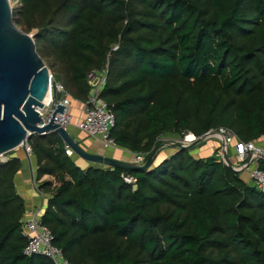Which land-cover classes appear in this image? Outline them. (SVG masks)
Masks as SVG:
<instances>
[{
  "label": "trees",
  "instance_id": "1",
  "mask_svg": "<svg viewBox=\"0 0 264 264\" xmlns=\"http://www.w3.org/2000/svg\"><path fill=\"white\" fill-rule=\"evenodd\" d=\"M15 1L13 22L36 30L37 54L72 98L85 102L88 76L104 72L117 146L151 154L162 133L263 134L264 0ZM27 143L37 181H55L42 221L70 262L264 264V192L219 159L177 149L144 170L82 169L57 135ZM18 168L0 164V264H52L23 255Z\"/></svg>",
  "mask_w": 264,
  "mask_h": 264
},
{
  "label": "built area",
  "instance_id": "2",
  "mask_svg": "<svg viewBox=\"0 0 264 264\" xmlns=\"http://www.w3.org/2000/svg\"><path fill=\"white\" fill-rule=\"evenodd\" d=\"M105 80L104 72L88 76V85L91 90L86 101L81 104L82 118L74 122L70 113L72 96L61 82L53 81L50 77L48 96L43 100L42 108L36 110L40 116L38 127L43 128L53 123L58 128L68 131L69 127L74 125L78 131L88 137L101 139L105 148L116 147L114 139L110 136V131L115 124V116L100 96ZM56 94L59 95V99L56 98ZM58 106L63 107V111L54 114ZM203 138L205 140L212 138L217 141L219 161L233 172L246 175L254 188L264 192V170L259 167L261 163H264V132L259 141H243L231 129L218 127L209 130ZM22 148L30 157L32 152L28 143ZM64 153L68 157L73 155L68 146L64 147ZM149 155L150 153L135 152L132 164L144 165ZM123 181L129 185H134L136 182L131 176H124ZM35 190L38 188L35 187ZM43 212L42 207H36L26 213L21 229L25 241L23 255L44 256L52 264H75L65 257L61 248L53 244V234L42 221Z\"/></svg>",
  "mask_w": 264,
  "mask_h": 264
},
{
  "label": "water",
  "instance_id": "3",
  "mask_svg": "<svg viewBox=\"0 0 264 264\" xmlns=\"http://www.w3.org/2000/svg\"><path fill=\"white\" fill-rule=\"evenodd\" d=\"M12 13L9 0H0V156L24 146L34 135L44 137L54 134L73 154L90 165L98 163L123 170H144L153 166L159 147L151 152L144 165L135 166L86 153L67 131L53 123L38 127L40 116L36 110L42 108L49 90V70L37 54L33 38L21 32L13 22ZM56 98L59 99L58 94ZM62 111L63 107L58 106L54 114ZM203 139L189 146H173L187 150Z\"/></svg>",
  "mask_w": 264,
  "mask_h": 264
},
{
  "label": "crops",
  "instance_id": "4",
  "mask_svg": "<svg viewBox=\"0 0 264 264\" xmlns=\"http://www.w3.org/2000/svg\"><path fill=\"white\" fill-rule=\"evenodd\" d=\"M72 104L70 108V113L73 116L74 122H77L82 118L81 112V104L83 103L80 100L72 98ZM69 136L73 139L74 142L78 144V146L88 154L100 156L104 158H109L114 161L123 163V164H131L135 155V152H131L125 148L116 146L111 148H105L101 139L98 138H90L86 134L78 131L74 125L69 127L68 129ZM261 136L256 140L259 141ZM61 140V139H60ZM63 147L66 145L61 141ZM218 147V142L216 143H205L200 145L196 149L189 150V154L194 158H208L215 157V149ZM22 149L23 153L14 154L12 157L17 159L19 162V168L14 177V186L16 188L17 193L23 200L24 203V218L26 216L27 211L36 208L42 207L46 208L47 201L50 198V195L55 186V181L51 176H43L37 181L36 171H37V161L35 156L31 155L29 158L25 153L24 149ZM163 153H156V159H162L166 155L167 151L161 150ZM175 152V151H174ZM198 152V153H196ZM172 154V153H171ZM219 155V152H218ZM32 158V159H31ZM71 159L82 169H85L90 164L83 159L79 158L75 154L72 155ZM92 166H98L100 168H108L104 164L93 163ZM241 177L249 183L246 175L241 174ZM51 182L52 185L50 187L43 188L41 191L35 190V187H39L43 183Z\"/></svg>",
  "mask_w": 264,
  "mask_h": 264
},
{
  "label": "rangeland",
  "instance_id": "5",
  "mask_svg": "<svg viewBox=\"0 0 264 264\" xmlns=\"http://www.w3.org/2000/svg\"><path fill=\"white\" fill-rule=\"evenodd\" d=\"M9 2H10V7L12 8V10H14V9H16V8H18L19 7V5L16 3V1L15 0H9ZM16 25V24H15ZM17 26V25H16ZM17 28L21 31V32H23V33H25V34H27V35H29V36H31L33 39H34V36H35V34H36V30H34V29H32L30 32H25V26H23V25H20V26H17ZM44 62V61H43ZM44 65L48 68V70H49V63H46V62H44ZM49 75H50V77L52 78V80L53 81H57V80H55V77H54V72L53 71H49ZM59 82V81H58ZM61 82V81H60ZM63 83V82H62ZM203 136L204 135H201V136H196V135H194V134H192V133H190V132H185V133H183L182 135H176V134H173V133H162L159 137H158V142H159V145L158 146H156V148L157 147H159V149H158V153H163V151H161V150H164V151H167L166 153L164 152V154L166 155V156H169V155H171V153H173L174 151H176L178 148H175L173 145H175V144H182V145H184V146H189V145H191L192 143H194L195 141H197L198 139H200V138H203ZM183 139V140H182ZM194 139V140H193ZM189 141V142H188ZM191 141V142H190ZM208 142H210L211 144L212 143H216L217 141H215L214 139H212V138H210V139H206V140H201V142L198 144V145H196V146H194V147H192V148H188L187 150H191V149H196L197 147H199L200 145H203V144H205V143H208ZM155 148V149H156ZM218 152H219V148L217 147V149H215V154H216V158L217 159H220L219 158V155H218ZM18 153H23L22 152V149L19 147V148H16L15 150H12V151H10V152H8V153H6V154H3L2 156H0V164L1 165H7L8 163H9V161L11 160V159H13V155L14 154H18ZM196 153H198V152H196ZM198 155H199V153H198ZM165 156V157H166ZM200 156V155H199ZM230 156V155H229ZM32 159V158H31Z\"/></svg>",
  "mask_w": 264,
  "mask_h": 264
},
{
  "label": "bare ground",
  "instance_id": "6",
  "mask_svg": "<svg viewBox=\"0 0 264 264\" xmlns=\"http://www.w3.org/2000/svg\"><path fill=\"white\" fill-rule=\"evenodd\" d=\"M47 96H48V93L46 94L45 98H47Z\"/></svg>",
  "mask_w": 264,
  "mask_h": 264
}]
</instances>
